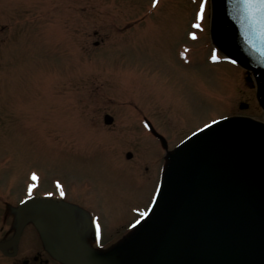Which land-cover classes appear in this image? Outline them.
<instances>
[{
  "label": "rangeland",
  "instance_id": "obj_1",
  "mask_svg": "<svg viewBox=\"0 0 264 264\" xmlns=\"http://www.w3.org/2000/svg\"><path fill=\"white\" fill-rule=\"evenodd\" d=\"M140 17L145 22L133 29L126 24ZM209 17V0H0V238L13 234L10 207L30 190L35 172L33 183H41L33 192L62 184L104 226L103 243L109 229L119 235L143 217L163 161L187 133L230 115L264 120L250 73L206 61L221 55ZM184 50L189 63L179 58ZM241 101L248 107L240 109ZM105 111L116 134H103ZM143 116L167 147L144 132ZM138 163L141 174L143 165L156 173L153 182H139ZM137 190L149 197L127 204ZM29 225L21 252L31 242L42 252ZM1 264L10 260L1 257Z\"/></svg>",
  "mask_w": 264,
  "mask_h": 264
},
{
  "label": "water",
  "instance_id": "obj_2",
  "mask_svg": "<svg viewBox=\"0 0 264 264\" xmlns=\"http://www.w3.org/2000/svg\"><path fill=\"white\" fill-rule=\"evenodd\" d=\"M210 2L212 42L252 73L264 111V19L243 0ZM29 203L66 211L51 199L25 200L12 241L26 220L39 218L22 216ZM58 235L65 254L49 246L66 264H264V122L231 116L188 137L169 155L149 215L110 250L90 251L70 219H61Z\"/></svg>",
  "mask_w": 264,
  "mask_h": 264
},
{
  "label": "flooded vegetation",
  "instance_id": "obj_3",
  "mask_svg": "<svg viewBox=\"0 0 264 264\" xmlns=\"http://www.w3.org/2000/svg\"><path fill=\"white\" fill-rule=\"evenodd\" d=\"M104 126L108 130L105 131L103 134H106V135L116 134L115 130H113V131L109 130V128L112 127V124L104 125ZM156 141L159 143V141L157 139H156ZM119 148H120V146H115V147L112 148V150L118 152V155H121L122 154V150H121V148L120 149ZM138 167H139V165L137 164L136 165V170H137V174L140 176V178H137L139 180V182H140V180L142 182H144V184H147L150 181L153 182L154 178L156 177V173H155V176H151L147 172L148 171V166L143 165V170L145 169V172H143V174H141V173H138V171H139ZM138 191L139 190H137L135 193L133 192L132 194H130V196L128 197L127 202H126L127 204H128V201L130 199H132V198L133 199H139L140 202H144V200H146V198L148 197L147 193L146 192H141V191H139V193H138ZM61 197L63 199L59 198L58 196H55V198H57L58 201L66 204V206H68V208L70 210H79L80 206H82V205H80L78 200L75 201V200H73L72 197H67V196L65 198L63 196H61ZM38 209H39V207H37L35 205H29V206L26 207V210L31 211V212L38 211ZM41 209H43V208H41ZM54 221H55V219H54ZM50 223H52V221ZM77 226H78L79 233L81 234L82 237H84L83 235L86 233V231H88V227L89 226L85 225L83 227L82 223L80 221H77ZM30 228H32V226H29V229ZM0 231L1 232L3 231V225H0ZM103 234L104 235L106 234L105 228H103L101 230V233H100V235L98 237L95 234H92L91 237H92V239H97L98 238V241H101L102 238H103ZM120 234L119 235H117V234L113 235L112 232H110L111 236H108L107 237V241H104V243H113L114 241H116V240H118L119 238L122 237V235H120ZM6 240H7L6 237L2 236L0 238V241H2V242L6 241ZM31 243H29L30 245H29L28 248H24V250H27L29 253H22L21 252L22 250L20 249L19 246H16L15 255H13L11 257H6V256L2 255V253H0V264H1V257L8 258L10 260V264H53V263H56V261L53 260L52 258L50 259L49 256L46 257V256L42 255L43 253L46 254L43 249H42V252H41L40 249H37V247L34 244H31ZM8 251L9 252L14 251L13 247L9 248Z\"/></svg>",
  "mask_w": 264,
  "mask_h": 264
},
{
  "label": "snow or ice",
  "instance_id": "obj_4",
  "mask_svg": "<svg viewBox=\"0 0 264 264\" xmlns=\"http://www.w3.org/2000/svg\"><path fill=\"white\" fill-rule=\"evenodd\" d=\"M156 0H153V3H155ZM243 3L247 9L253 10V12L261 17V19H264V0H243ZM203 10V4H201V11ZM200 14H197V18H199ZM213 59L216 57L213 56ZM36 174H32V179L35 180Z\"/></svg>",
  "mask_w": 264,
  "mask_h": 264
}]
</instances>
